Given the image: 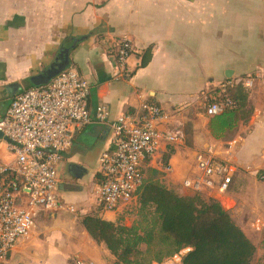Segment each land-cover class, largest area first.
Here are the masks:
<instances>
[{"label": "crops", "instance_id": "1", "mask_svg": "<svg viewBox=\"0 0 264 264\" xmlns=\"http://www.w3.org/2000/svg\"><path fill=\"white\" fill-rule=\"evenodd\" d=\"M123 39L131 43L133 53L129 74L116 78L113 54ZM148 49L151 57L142 67ZM61 52L67 55L66 68L90 84L91 110L103 105L115 119L138 112L149 101L163 109L165 128L181 129L183 144L145 165L146 179L161 181L181 196L191 195L182 182L196 173L197 153L208 148L241 168L227 192L201 194L228 211L254 245L251 264H264V182L256 175L264 171V0H0V115L18 94L34 87V77L61 64ZM248 78L252 86L240 83ZM226 82L244 89L251 115L216 139L209 130L204 98ZM108 147L104 125L91 124L76 133L59 167L64 208L39 215L38 228L35 224L30 237L16 244L4 264L114 263L81 221L45 220L76 214L67 207L87 201L89 183L97 184L98 158ZM92 149H98L96 168L86 158ZM90 169L93 173L86 179ZM120 215L128 214L100 217L116 222ZM161 264H181V258Z\"/></svg>", "mask_w": 264, "mask_h": 264}, {"label": "built area", "instance_id": "2", "mask_svg": "<svg viewBox=\"0 0 264 264\" xmlns=\"http://www.w3.org/2000/svg\"><path fill=\"white\" fill-rule=\"evenodd\" d=\"M132 53L128 40L117 43L113 54L116 78L129 74ZM240 83L252 86L249 78ZM233 86L226 82L205 96L208 118L233 105L228 93ZM90 91L88 81L67 68L48 84L22 91L0 115V264L16 244L30 237L39 215L64 208L59 197V167L82 128L100 124L109 134V147L98 158L96 201L100 215L134 210L145 179L144 166L183 144L181 129L163 126L166 115L157 104L145 101L138 112L112 119L103 105L90 109ZM240 172L241 168L208 148L197 153L196 173L182 186L192 193L214 189L225 193ZM67 210L75 213L73 207Z\"/></svg>", "mask_w": 264, "mask_h": 264}, {"label": "trees", "instance_id": "3", "mask_svg": "<svg viewBox=\"0 0 264 264\" xmlns=\"http://www.w3.org/2000/svg\"><path fill=\"white\" fill-rule=\"evenodd\" d=\"M150 57L148 49L142 56V67ZM228 93L233 105L210 118L209 130L216 139L251 115L247 93L241 86L232 87ZM257 178L264 182V171L258 172ZM132 212L136 219L130 226L124 225L123 216L110 222L103 220L98 211V215L81 220L91 239L114 258L113 264H161L185 250L181 264H251L255 254L254 245L229 212L201 193L181 196L161 181L145 178L134 210L123 213Z\"/></svg>", "mask_w": 264, "mask_h": 264}, {"label": "rangeland", "instance_id": "4", "mask_svg": "<svg viewBox=\"0 0 264 264\" xmlns=\"http://www.w3.org/2000/svg\"><path fill=\"white\" fill-rule=\"evenodd\" d=\"M0 106H1V103H0ZM204 111H205V107H204ZM231 136L232 135L227 136V139L228 138H232ZM97 151H98V149H92L91 151H87V153H86V158L91 161V165H92L93 168H96V166H97V163H96V161H97ZM244 168L245 169H248V172H253V169H251L249 167H244ZM93 170L94 169H90L89 174L85 177L86 179H89L90 178L91 174L93 173ZM260 171H257L256 175ZM63 175H64V173L62 172L60 174V177L63 176ZM75 187L76 186H70V188H68V189L73 190ZM85 193H87L86 189L83 190L82 194H85ZM190 193H191V195H194V193H192V192H190ZM96 195H97V192H96V182L95 181H91V184L89 183V195H88L87 201L85 203L83 202L80 207H76L74 205H70V206H72L74 208V210L76 212L75 215H70L68 213H65V214H62V215H59V216L54 215V217H50V216L45 217V220L47 222H52V221H55V220H57V221H63V222H78V221H81L86 216H89V215H98V213H97L98 206H97V201H96ZM124 218L129 219L130 221H132L133 219H136L134 214L123 215V223L126 226H130L131 224L127 225L125 223V221H124ZM38 223H39V221L38 222L36 221V228H38ZM40 237L43 239L44 238V235H41ZM144 251H145V248H143V252ZM186 251L187 250L182 251L180 254H178V256L181 258L182 255H184L186 253ZM259 262L261 263L260 260H259Z\"/></svg>", "mask_w": 264, "mask_h": 264}, {"label": "water", "instance_id": "5", "mask_svg": "<svg viewBox=\"0 0 264 264\" xmlns=\"http://www.w3.org/2000/svg\"><path fill=\"white\" fill-rule=\"evenodd\" d=\"M59 58L61 59V64L57 65L56 67H51L50 69L44 71L43 73L32 79V83L35 87L48 84L57 74H59L61 71H64V69L68 67V59L66 53L61 52Z\"/></svg>", "mask_w": 264, "mask_h": 264}]
</instances>
